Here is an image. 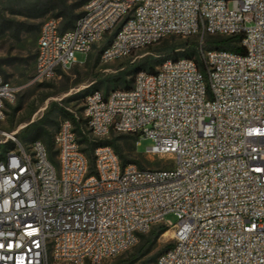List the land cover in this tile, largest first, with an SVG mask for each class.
<instances>
[{"label":"built area","instance_id":"obj_1","mask_svg":"<svg viewBox=\"0 0 264 264\" xmlns=\"http://www.w3.org/2000/svg\"><path fill=\"white\" fill-rule=\"evenodd\" d=\"M102 63L168 36L197 37V57L138 72L128 89L84 98L86 127L151 140L168 168L123 165L110 146L92 159L71 120L53 153L42 140L0 157V264H100L163 224L173 245L154 264H264V0H88L73 29L42 24L35 81L54 79L108 36ZM207 36H241L240 52ZM18 89L0 76V122ZM173 214L177 223L166 221Z\"/></svg>","mask_w":264,"mask_h":264},{"label":"rangeland","instance_id":"obj_2","mask_svg":"<svg viewBox=\"0 0 264 264\" xmlns=\"http://www.w3.org/2000/svg\"><path fill=\"white\" fill-rule=\"evenodd\" d=\"M70 2H76V0H70ZM78 12H82V8ZM54 14L30 23L39 25L41 28L46 19L54 18ZM38 36L39 31L34 30L23 33L19 39L13 38L9 33L0 36V76L18 89L14 101L6 105L5 120L0 122V142L6 141L8 134L17 132L18 140L24 145L30 144L31 141L23 142L21 140L23 135L46 143L47 135L53 139L61 122L71 120L79 140L83 141V148L90 150L95 148L96 144L93 140L96 138L86 127L83 105L85 96L93 91H100L107 95L113 90L124 89L131 84V78L135 74L131 66L135 65V69L141 68L148 72L150 68L156 69L161 64L156 62L159 59L163 60V63L167 60L186 58L190 44L199 40L197 37L168 36L128 57L102 63L98 58V51L109 36L89 55L86 63V55L77 53V61L84 64L75 65L67 71H59L58 75L50 81L39 82L34 80ZM206 39L207 37L204 38L205 41ZM191 59L198 60L196 52ZM85 91L88 92L84 93ZM77 123H79L78 127ZM38 128L42 129L40 131L42 136L33 138V131ZM109 138L118 139L117 143L121 146L122 155L126 161H137L143 169L168 168L166 163L170 162L169 157H150L145 153L147 148L152 146L151 140H142L141 146L137 147L136 141L126 134L112 133ZM2 154L3 150L0 148V155ZM165 220L172 224L178 221L173 214L167 215ZM162 225H157L142 235L138 243L128 251L100 264H121L130 255L143 249L152 230ZM166 232H171L167 238L163 237ZM166 232L152 246L144 248V255L135 264H154L158 256L166 251L169 245H173L172 231L168 229ZM49 264L71 263L51 260Z\"/></svg>","mask_w":264,"mask_h":264},{"label":"trees","instance_id":"obj_3","mask_svg":"<svg viewBox=\"0 0 264 264\" xmlns=\"http://www.w3.org/2000/svg\"><path fill=\"white\" fill-rule=\"evenodd\" d=\"M87 1L88 0H76V2H70V0H0V36L9 33L13 38L19 39L23 33L28 32L29 30L40 31L39 25L32 24L30 22H35L53 13H55L54 18L59 19L61 21L62 31L71 30L74 28L75 23L82 14V12L80 13L78 12L79 9L83 8ZM18 18L22 20H19ZM113 36L114 35H111L110 37L108 36L109 39L99 49L98 58H100V52L110 44ZM241 38H242L241 36H232V37L207 36V39L205 41V46L208 49L231 50L235 52H240L241 49L239 47V43L241 41ZM197 47H198V42L191 43L189 54L186 55V58H191L194 52H196L197 54ZM162 61L163 60L159 59L156 62L157 64L160 63L162 64ZM135 68H136L135 65L131 66V70L135 72L134 76L131 78V84L134 80L135 75L140 71H144L141 68H137V69ZM155 71L156 69L152 67L149 69L148 72L154 73ZM131 84L129 86H126L124 89L130 88ZM86 92L88 91H85L84 93ZM78 124L79 123H77L76 125L77 127ZM41 130H42L41 128L34 130L33 138L41 137L42 136V133L40 132ZM126 136L131 137L134 141H136V137L131 135H126ZM21 140L23 142H27V141L33 142L39 139H32L28 135H23L21 137ZM80 142L83 145V141ZM93 142L96 144L95 148L91 150L88 148L86 149L83 148L84 152L88 155L90 159H92L93 152L97 147L110 146L118 154L121 161H123L124 163V164L122 163L123 165L136 164L141 169H143V167L139 164V162L126 161L124 159L122 155V148L117 143L118 139H110V138H105L100 140L94 139ZM46 145L51 151L52 156H54L53 139H51L50 136L48 135L46 137ZM0 146L3 152H5L7 149L14 148V144L9 141L4 144H1ZM167 230L168 228L164 225L154 228L150 233L149 239L147 240L143 249H141L137 253L130 255L121 264H135V262H137L139 258H141L144 255V250H145L144 248L152 246L157 241V239ZM170 247L171 245H169L168 248Z\"/></svg>","mask_w":264,"mask_h":264},{"label":"bare ground","instance_id":"obj_4","mask_svg":"<svg viewBox=\"0 0 264 264\" xmlns=\"http://www.w3.org/2000/svg\"><path fill=\"white\" fill-rule=\"evenodd\" d=\"M170 233L171 232H166L163 237H165V238L169 237L171 235Z\"/></svg>","mask_w":264,"mask_h":264}]
</instances>
